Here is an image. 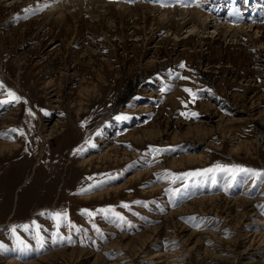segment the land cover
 <instances>
[{
    "label": "rangeland",
    "instance_id": "rangeland-1",
    "mask_svg": "<svg viewBox=\"0 0 264 264\" xmlns=\"http://www.w3.org/2000/svg\"><path fill=\"white\" fill-rule=\"evenodd\" d=\"M59 3L0 0V264H264V0Z\"/></svg>",
    "mask_w": 264,
    "mask_h": 264
},
{
    "label": "snow or ice",
    "instance_id": "snow-or-ice-1",
    "mask_svg": "<svg viewBox=\"0 0 264 264\" xmlns=\"http://www.w3.org/2000/svg\"><path fill=\"white\" fill-rule=\"evenodd\" d=\"M244 2L245 3H247V0H244ZM229 15H234V16H237V17H239L240 16V12H239V9H237V8H234V9H232V10H230V12H229ZM184 65L183 64H181L180 65V67H183ZM185 91H188L190 94H191V90L190 89H185ZM8 95L10 96V97H12L14 100H16V101H19V97H17L16 95H15V93H12V92H8ZM9 101H0V105H2V104H5V103H8ZM193 115H195V114H193ZM117 120H120V119H126V117H117L116 118ZM15 131V130H14ZM235 167V166H234ZM216 169H218V170H220V171H222V172H225V173H227V172H229L230 171V169L227 167V166H220V165H217L216 166ZM216 169H204V170H202V172H197V173H184L183 175L184 176H191V175H204V174H208V173H212V172H214ZM236 171H239V172H242V173H245V174H249V173H251L252 175H256V176H264V173H252V170H250V169H243V168H240V169H236ZM233 179L235 178V175L233 174V177H232ZM42 215H43V213H42ZM48 215H50L54 220H57L58 221V224H57V226H59V222H62L64 219H66L67 218V216H66V213H61V212H55V213H50V214H48ZM88 215L89 216H91V215H93V213H88ZM122 219V218H121ZM33 223V225L35 226V227H39L38 225H35V221H33L32 222ZM25 230H27L28 229V225H23L22 226ZM13 231H15V229H13ZM54 236L56 235V234H53ZM36 240H37V243L38 244H40L41 246H43V237H41L40 235H39V233L37 232V234H36ZM53 242H55V240H53Z\"/></svg>",
    "mask_w": 264,
    "mask_h": 264
},
{
    "label": "bare ground",
    "instance_id": "bare-ground-1",
    "mask_svg": "<svg viewBox=\"0 0 264 264\" xmlns=\"http://www.w3.org/2000/svg\"><path fill=\"white\" fill-rule=\"evenodd\" d=\"M56 1V3H58V4H60L59 2L61 1V2H63V0H55ZM69 1H72V0H69ZM111 3V2H110ZM107 4H109L108 2H107ZM109 5H111V4H109ZM141 7V6H140ZM13 8V7H12ZM109 8V7H108ZM148 10H149V8H147ZM130 10H131V8H130ZM127 12H129L128 10H126ZM25 12H26V10H25ZM70 12V11H69ZM194 12H196L195 10H194ZM185 13V12H184ZM183 13V14H184ZM29 14V13H28ZM62 14H64V13H62ZM189 14V13H188ZM196 15L197 14H194V13H191L190 14V16H189V18L186 20V21H184V23L186 24V23H188V22H193V23H197L196 22ZM207 16V15H206ZM169 16L167 15L166 16V19L168 18ZM171 17V16H170ZM66 18V17H65ZM65 18L64 19H58V22L60 23V22H63L64 20H65ZM183 18H185V17H183ZM182 18V19H183ZM162 19H163V17H162ZM165 19V18H164ZM199 19H201V18H199ZM169 20H170V18H168V20L166 21V23H168L169 22ZM162 21V20H161ZM50 24V23H49ZM209 23H206L205 21H202L201 22V25H200V27H202V28H206V26L208 25ZM64 25H65V23H64ZM231 32V31H230ZM234 32V31H233ZM235 34V33H234ZM5 146V145H4ZM3 147V146H2Z\"/></svg>",
    "mask_w": 264,
    "mask_h": 264
}]
</instances>
